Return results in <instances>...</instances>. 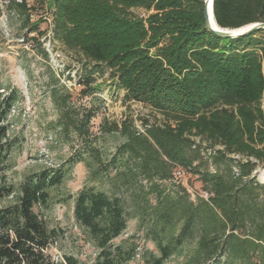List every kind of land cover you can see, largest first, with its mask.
Here are the masks:
<instances>
[{"label": "trees", "instance_id": "trees-1", "mask_svg": "<svg viewBox=\"0 0 264 264\" xmlns=\"http://www.w3.org/2000/svg\"><path fill=\"white\" fill-rule=\"evenodd\" d=\"M8 1V12L25 16L29 25L26 1ZM204 2L51 0L54 39L95 64L81 77L85 94L95 91V74L110 70L125 102H142L168 119L160 125L145 121L141 130L132 118L111 124L106 132L124 138L111 159L86 142L83 154L70 160L84 164L93 183L111 187V194L85 187L75 199V219L99 250L94 264L136 258V246L113 244L129 220L159 253L146 251L144 264L182 256L185 264L247 262L254 254L264 264V186L253 175L264 165V31L219 38L206 28ZM132 8L156 11L148 28L129 18ZM214 16L226 29L264 23V0H214ZM34 32L44 35L39 24H32ZM5 93L0 90V199L16 202L0 209V264H84L47 254L57 233L40 210L49 208L51 189L64 183L65 170L29 176L18 192L7 182L14 149L9 117L18 91ZM53 97L57 125L88 141L94 112L76 118L68 95L54 91ZM177 169L198 176L209 198L194 201L181 183L174 184Z\"/></svg>", "mask_w": 264, "mask_h": 264}, {"label": "rangeland", "instance_id": "rangeland-1", "mask_svg": "<svg viewBox=\"0 0 264 264\" xmlns=\"http://www.w3.org/2000/svg\"><path fill=\"white\" fill-rule=\"evenodd\" d=\"M25 1L32 8L30 23L26 26V17L9 13L6 1L0 0V90L6 93L18 91V101L9 117L14 149L9 158L6 179L18 192L29 176L43 171L65 170L64 183L51 189L49 208L40 210L49 230L57 233L47 254L54 260L74 256L84 264H94L99 250L75 219V199L85 187L96 186L108 194H111V187L108 183H93L86 166L71 164L70 160L83 154L86 142L94 144L105 160L111 159L124 142L118 133L106 132L104 127L111 124H121L132 118L141 130L145 121L160 125L168 119L142 102H125L126 92L119 87L110 70H106L104 75L95 74L96 89L86 95L81 77L95 64L80 51L69 49L54 39L55 10L51 7V0ZM129 13V18L143 20L148 28L147 21L156 11L132 8ZM32 24H39L44 35L31 33ZM33 38H37L39 43ZM54 91L59 96H69L68 107L74 117L82 119L89 111L94 112L89 126L90 136L86 138L88 141L74 131L61 130L57 125L60 113L54 101ZM262 105L264 109V98ZM209 168L212 170L211 166ZM253 175L264 186V165L259 166ZM198 178L183 172L180 179L194 201L198 197L209 198ZM15 202L16 197L0 199V209ZM125 241L127 249L137 247L136 258L128 264H144L146 251L159 255L155 245L138 233L135 220L128 221L127 230L113 244L120 245ZM165 264H185V258L172 257ZM212 264L260 262L258 255L254 254L247 262L222 258Z\"/></svg>", "mask_w": 264, "mask_h": 264}, {"label": "water", "instance_id": "water-1", "mask_svg": "<svg viewBox=\"0 0 264 264\" xmlns=\"http://www.w3.org/2000/svg\"><path fill=\"white\" fill-rule=\"evenodd\" d=\"M204 14L207 30L222 39L237 40L248 37L256 32L264 31V23H254L239 29H226L220 27L214 16V0H205Z\"/></svg>", "mask_w": 264, "mask_h": 264}, {"label": "built area", "instance_id": "built-area-1", "mask_svg": "<svg viewBox=\"0 0 264 264\" xmlns=\"http://www.w3.org/2000/svg\"><path fill=\"white\" fill-rule=\"evenodd\" d=\"M16 2L18 3H21L22 1L21 0H15ZM6 3L8 4L9 1L7 0ZM237 158H240L239 156H237ZM253 162H255V160L252 159ZM182 174H183V171L181 169H177L174 173V181L173 183L174 184H180V179L182 177Z\"/></svg>", "mask_w": 264, "mask_h": 264}, {"label": "bare ground", "instance_id": "bare-ground-1", "mask_svg": "<svg viewBox=\"0 0 264 264\" xmlns=\"http://www.w3.org/2000/svg\"><path fill=\"white\" fill-rule=\"evenodd\" d=\"M264 176V175H263Z\"/></svg>", "mask_w": 264, "mask_h": 264}]
</instances>
